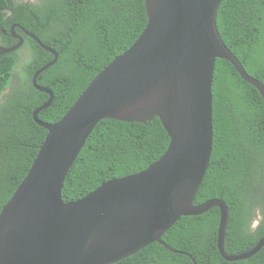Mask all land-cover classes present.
I'll return each instance as SVG.
<instances>
[{
  "label": "trees",
  "instance_id": "16d2710c",
  "mask_svg": "<svg viewBox=\"0 0 264 264\" xmlns=\"http://www.w3.org/2000/svg\"><path fill=\"white\" fill-rule=\"evenodd\" d=\"M147 22L145 0H0L3 46L15 43L10 28L16 23L59 53L37 80L54 92L52 104L38 114L49 123L66 114L93 78L135 42ZM217 25L247 72L264 84V0H222ZM16 31L25 37L23 47L0 55V212L46 137L33 111L49 94L37 89L32 78L54 58L19 27ZM212 92L213 150L194 203L212 198L227 203L225 249L236 254L254 247L264 235V98L223 58L216 60ZM169 143L158 116L147 122L100 120L69 170L64 200H77L104 181L146 169ZM219 220L216 206L201 215L182 216L162 236L182 252L155 241L112 264H264V246L244 260L224 259L217 246Z\"/></svg>",
  "mask_w": 264,
  "mask_h": 264
},
{
  "label": "water",
  "instance_id": "95a60500",
  "mask_svg": "<svg viewBox=\"0 0 264 264\" xmlns=\"http://www.w3.org/2000/svg\"><path fill=\"white\" fill-rule=\"evenodd\" d=\"M222 0H145L148 22L135 42L117 55L57 122L38 114L54 92L37 83L59 53L20 24L10 31L18 42L0 45V55L24 43L16 27L54 58L32 83L49 98L33 111L46 137L27 173L0 212V264H112L152 242L182 216L220 209L218 249L227 261L252 257L251 249H225L229 206L220 198L195 204L213 150V79L217 58L228 60L264 98V84L250 75L223 41L217 25ZM158 116L170 143L146 169L104 181L95 190L65 201V179L88 136L105 118L147 122ZM185 253V252H184ZM187 254V253H186ZM193 260H195L193 258Z\"/></svg>",
  "mask_w": 264,
  "mask_h": 264
},
{
  "label": "flooded vegetation",
  "instance_id": "af4514ba",
  "mask_svg": "<svg viewBox=\"0 0 264 264\" xmlns=\"http://www.w3.org/2000/svg\"><path fill=\"white\" fill-rule=\"evenodd\" d=\"M25 3H28V2H26L25 1ZM32 3H34V2H32ZM16 24V23H15ZM21 29V28H20ZM21 31H22V29H21ZM17 32V31H16ZM4 33H7V31L5 30L4 31ZM18 33V32H17ZM24 33V32H23ZM20 34V33H19ZM25 34V33H24ZM23 36V35H22ZM28 36V35H27ZM24 37V36H23ZM14 39H16V41H15V43H13L12 45H14V44H16L17 42H18V39L17 38H15L14 37ZM24 43H25V37H24ZM24 43H23V45H24ZM0 45H2L3 46V44H2V40L0 39ZM11 45V46H12ZM23 45L21 46V47H23ZM18 50V49H17ZM258 223H259V218H256V220L253 222V226L255 227L256 225H258Z\"/></svg>",
  "mask_w": 264,
  "mask_h": 264
},
{
  "label": "rangeland",
  "instance_id": "374dc122",
  "mask_svg": "<svg viewBox=\"0 0 264 264\" xmlns=\"http://www.w3.org/2000/svg\"><path fill=\"white\" fill-rule=\"evenodd\" d=\"M23 2H28V3H32V2H39L40 0H22ZM16 29V28H15ZM11 32V31H10ZM21 48V47H20ZM26 53V50L25 49H23L22 51H20V56L23 58L24 56V54ZM23 61H25V59L23 58Z\"/></svg>",
  "mask_w": 264,
  "mask_h": 264
}]
</instances>
